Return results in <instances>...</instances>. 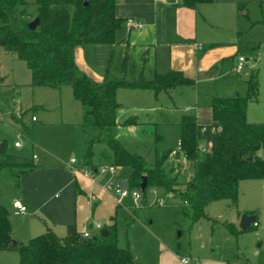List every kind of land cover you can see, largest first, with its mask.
Here are the masks:
<instances>
[{"label":"crops","instance_id":"0c3cea01","mask_svg":"<svg viewBox=\"0 0 264 264\" xmlns=\"http://www.w3.org/2000/svg\"><path fill=\"white\" fill-rule=\"evenodd\" d=\"M241 1L243 0H214L212 3H202L196 9H192L182 6L181 0H117L115 16L124 19L122 28L117 32V43L76 46L75 64L91 79L99 82L104 80L109 62H111V73L114 76L118 78L124 76L130 81H138L141 76L153 79L155 74H168L170 71L180 72L183 76L194 81L192 85H180L167 91H161L159 94L140 88L117 90L119 107L116 126L112 131L117 140L123 144L120 137L129 131L149 133L154 131L155 141L151 150L153 155L157 151L166 152L177 149L181 140L180 122L183 116L193 115L200 125L211 124L213 121L212 102L215 98H233L236 95L241 96L240 93L243 91L247 93L246 80L248 78L241 80L236 76L237 73H242V71H236L238 39L236 37L224 39L219 32L225 25L223 20L225 14L229 15L228 12H223V7H227L234 14L236 5L240 11L245 9V5ZM217 10L221 12L222 20L219 19V14L215 13ZM229 17L231 18L230 15ZM133 24L138 25L133 27ZM246 59L245 67L251 60L250 58ZM115 63L119 65L117 72L113 69ZM134 63L136 65L135 78H131L129 76L132 74ZM0 77L4 81L1 92L3 95L0 100L1 115L3 111L10 110L12 119L16 122L15 117L18 118L25 111H29L23 120L27 129L21 130L19 124L17 122L16 124L21 135L28 138L31 152L26 156L14 155L9 151L4 140H1L0 143L5 144L7 154L34 162V167L31 170H0V193H3L0 194V204L9 210L14 241L17 244L19 242L27 243L35 236L46 233L50 229L58 236L65 237L68 226L72 225L80 235L88 232L92 236L100 234L103 229L107 230L108 227L116 226V216L121 210L119 207L124 206V210L127 211L131 206L123 202L126 196L118 199L115 193L108 191L105 186L111 181L127 182L131 171L127 167H119L115 178L108 173L97 171L100 166H107L99 163L95 157L98 146L106 145L105 143H96L93 147L92 166L94 168L86 165L85 152L88 140L97 135L99 130L96 127L83 126V110L80 102L78 100L71 102L68 92H65L66 96L62 99V89H65L66 86L59 89L46 87L56 92L51 93L54 99L57 95L61 97L59 104H56V111L60 112L58 122H50L47 106L45 107L43 103L37 101H33L25 110L19 107L16 113L12 111L11 103L15 104L18 99L15 100L13 97L14 90L8 89L9 83L5 75L0 74ZM176 91L187 96L188 101L183 105L164 107L161 114L147 120L132 116L130 118L135 120L133 125H123L124 122L120 120L119 115L126 112L127 105L141 107L142 113H144L151 110L150 106L170 100L173 102ZM259 102L257 98L256 101L250 103ZM250 109L249 107L247 118ZM38 110L43 111L44 124L42 127L45 129L44 132L42 131L45 137L40 141L37 139V134L38 141L35 140L34 134L41 133L40 129L42 128L35 129L33 124L29 123L30 116L32 123L39 121ZM33 116L36 117V121L32 120ZM54 125L59 126L58 130H47ZM49 132L64 136L62 145L65 142H70L71 145L68 146L70 153L62 156L56 151L53 143L49 141ZM173 132L177 133V146L165 149L162 146L166 141L165 137L167 138L168 134ZM16 141L14 142L15 148L24 147L21 142L20 146H16ZM55 143L56 146L59 145L58 142ZM108 150V154L111 156L110 165H113L112 152L109 147ZM75 154L79 159L75 157ZM137 154L139 153L137 152ZM146 157L149 160V157ZM72 159L77 160L75 173L71 172L69 166ZM84 171H91L94 176L90 177ZM256 181L262 184L255 186L251 190L252 194L256 200H261L264 203V180ZM128 191L131 190L128 188ZM158 191L165 195L162 188L156 189V193ZM18 200L27 206L26 212H19L12 206L13 202ZM145 202H142V205L147 206V198ZM138 204L136 202V205ZM256 206L259 205L241 203L235 219H231V221L227 219L218 225L223 228L221 230L217 229L220 227H216L218 231H215V225L212 224V232L209 233L208 240L202 242L200 248L189 245L188 251L182 250L179 248L181 247L180 243L174 244L162 233L161 236L153 235L145 228L149 234L150 242L145 248L143 257L140 256L141 251L138 254L132 246L128 245L127 247L132 250L137 264H140V260L143 261V264H183L180 260L182 257L196 259L199 264H264V256L259 253L257 258L251 260L239 244L240 236L247 233L248 230L236 235L233 230L227 227L228 224L234 230L243 231L239 224L242 214L256 215L257 226H254L255 222L252 224L254 228H260L258 237L263 247L264 209L263 207L259 209ZM203 219L210 220L208 216ZM200 220L196 222L192 220L193 225ZM215 222L217 221L214 220L213 223ZM98 224L101 227H98ZM216 232L218 233L216 234Z\"/></svg>","mask_w":264,"mask_h":264},{"label":"trees","instance_id":"16d2710c","mask_svg":"<svg viewBox=\"0 0 264 264\" xmlns=\"http://www.w3.org/2000/svg\"><path fill=\"white\" fill-rule=\"evenodd\" d=\"M213 1L181 0V5L196 9L199 4ZM116 2L0 0V48L15 53L27 65L33 87L72 88L83 110V126L99 130L88 140L86 165L94 168L93 147L96 143H105L111 149L113 165L130 169L129 190L141 191L143 177L147 178L148 187L142 191V202L146 203L149 189L162 188L167 198L183 202L185 214V209L192 210L193 222L207 217L204 207L209 202L228 199L236 206L240 181L264 180V123L247 121L248 104L257 100L260 91L258 74L254 71L246 80L245 97L236 95L213 100L211 124L200 125L193 115L183 116L178 148L157 151L155 161L150 163L146 156L128 151L113 135L119 107L117 90L140 88L159 94L180 85H192L194 81L177 71L155 74L153 79L141 76L138 81H130L124 76H114L109 62L104 80L99 82L75 64L76 46L117 43V32L124 19L115 16ZM36 18L40 23L31 29L29 24ZM3 83L0 77V100ZM28 113L25 111L14 118L21 130L27 129L23 120ZM133 124L135 120L130 118L123 125ZM203 146L206 150L201 151ZM172 157L190 162L193 175L189 181L182 174L180 161L172 164ZM33 167L34 162L29 159L9 155L6 151L0 153V170H31ZM227 227L236 235L244 232L228 224ZM253 227L252 224L247 230ZM107 231L108 236L98 233L85 237L72 225L68 226L65 237L50 229L27 243L13 245L9 210L0 204V251L17 250L19 264H137L132 250L118 245L116 226L108 227Z\"/></svg>","mask_w":264,"mask_h":264},{"label":"rangeland","instance_id":"374dc122","mask_svg":"<svg viewBox=\"0 0 264 264\" xmlns=\"http://www.w3.org/2000/svg\"><path fill=\"white\" fill-rule=\"evenodd\" d=\"M241 3H244L245 9L240 11L236 5L234 14L229 11L227 7H223V12H228L231 18L228 14H225L226 21L223 19L225 25L219 32L224 39L230 37H236L238 39V53L236 58L243 56L251 59L248 61V64L242 73H237L236 76L238 79L245 80L254 71L258 74L260 91L257 98L260 102L255 104L249 102L248 109L249 107L251 109L247 121L264 123V0H243ZM215 13H218L219 19L222 20V18H220L221 12L217 10ZM117 63L113 65V69L116 72L119 67ZM135 69L136 65L134 63L132 74L129 77L135 78ZM0 74L5 75L6 80L9 83L8 89H13V97H15V100L18 99V102L15 104L11 103V106H13L11 108L12 111L17 113L19 107L25 110L33 101H37L43 103L45 107L47 106L50 122H58L60 119V112L56 111V104H59L61 97L56 94L57 96L54 99L51 93L56 92H53V90L33 87L31 85V72L27 65L19 60L15 53H9L2 48H0ZM64 88L65 89H62L63 91L61 93L62 99L66 96L65 92H68L67 94L70 95L71 102H75L71 87L66 86ZM240 94L242 97H245L247 93L243 91V93ZM173 99V102L172 100L167 102L160 101L161 103H158L155 106H150L151 110L145 111L144 113H142L141 107L127 105V107H125L127 109L126 112H122V114L119 115L120 120L125 122L127 118L132 116H136L141 120H147L148 118H153L161 114L164 107H169L171 105L172 107L175 105L180 106L188 101L187 96L182 95L179 91H176ZM11 113L10 110L2 112L3 120L0 122V141L4 140L8 145L9 151L14 155L20 154V156H26L27 153L29 154L31 152V144L26 136L19 134L20 132L17 129V124L13 121ZM37 116L39 117L38 122L32 123L30 121V116L29 123L33 124L35 129L37 127L43 129H40L41 133L34 134L35 140L38 139L40 141L45 137L43 134L45 129L42 127L44 124L42 120L43 111L38 110ZM58 128L59 126L54 125L51 129L47 128V130L56 131ZM176 134L177 133L173 132L168 134L167 138L165 137L166 141L162 145L165 149H171L172 147L177 146ZM48 137L49 141L53 143L54 149L62 156L63 154L67 155L70 153L68 146H70L71 143L65 142L62 145V142H64L63 139L65 138L64 136H61L60 134L57 135V133H50V135L48 134ZM120 139L123 140V144L128 151L132 153L138 152L139 154L148 156L149 161L152 163L155 161V155L151 152L155 141L154 131H152V133L129 131L121 135ZM16 140L23 143L24 147L21 149L15 148L14 142ZM55 142H58L59 145L56 146L57 144ZM35 151L38 154V150L36 149ZM108 152L109 150L106 145L98 146L95 151L96 160L99 163L109 166L111 156H109ZM259 154H262V152H259ZM75 157L79 159L76 154ZM178 162L180 163V167H182V174L184 173L187 181H189L193 175L190 162H186L183 159L176 160V157H172V164ZM125 171L127 172V169ZM256 180L257 179L240 181L238 203L236 206H234L228 199H220V201H212L206 204L204 207V213L210 220L203 219L194 225L192 222V210L185 209L186 214L188 215L186 216L184 205L181 200L170 196L167 198L165 195H162V193H159V191L154 194L153 189H149L146 195L148 205H142V199L139 201V204L136 205L133 192L127 191L126 198L123 199V202H125V204H130V210L128 209L126 211L124 210V206H121L119 207L121 210H119V213H117L116 216V229L119 237V245L123 248L130 245L136 250V253L140 254L141 251L140 256L143 257V254L146 251L145 248L150 242L149 234L145 231V229H147L153 235L161 236L162 233L167 239L172 240L174 244L180 243L181 247L179 248H182V250L188 251L190 248L189 245L200 248L202 242L208 240L209 233L212 232V224L215 225V231H218L217 229H223L218 225H221L227 219L228 221L235 219L241 203L245 205H259L256 207L259 209H261L260 207H263L264 209L263 201L256 200L251 191L255 186H261L262 184L257 183ZM0 194L2 195L3 193ZM158 197H163L166 201V205H156L155 200ZM213 219L217 222L213 223ZM216 227L220 228L216 229ZM259 229L260 228L253 227L250 231L239 238V244L251 260L257 258V254L259 253L261 256H264V246L262 247L261 240L258 237ZM217 233L218 232H216V234ZM19 261L20 255L17 250L0 251V264H19ZM140 264H143L142 260H140Z\"/></svg>","mask_w":264,"mask_h":264},{"label":"built area","instance_id":"2783aa9c","mask_svg":"<svg viewBox=\"0 0 264 264\" xmlns=\"http://www.w3.org/2000/svg\"><path fill=\"white\" fill-rule=\"evenodd\" d=\"M137 25L138 24H133V27H137ZM246 63H247L246 58H244L243 56L238 57V64L236 66V71L237 72L243 71ZM2 120H3V118H2V115L0 113V122ZM32 120L36 121V117L33 116ZM19 134L21 135V133H19ZM20 145H21L20 141H16V146H20ZM204 150H206V148L203 146L201 148V151H204ZM76 164H77V160L72 159L70 162V165H69L72 173H75L77 171L76 167H75ZM118 169H119V167H117L115 165H110V166H100L97 169V171H99L101 173H108V174L112 175L113 178H115V176L118 172ZM84 172L86 175H89L90 177L94 176L93 172H89V171H84ZM105 187L108 191H110V192L113 191L115 193V195L118 197V199L123 198L124 196L127 195L128 188L126 190H124L122 187L119 186V184L116 181L109 182ZM132 192H133V197H134L135 202L139 203V201L142 199V192L140 190H135ZM153 192L155 194L156 189H153ZM155 204L160 205V206H164V205H166V201L163 198L158 197L155 200ZM12 206H14V208L17 209V211H19V212L24 213L27 211V206L24 205L20 200L14 201ZM254 226H257L256 222L254 223ZM98 227H101V225L98 224ZM82 235H84L85 237H91L92 236L88 232H84ZM180 260H181V263H183V264H199L196 259H193L190 257H182Z\"/></svg>","mask_w":264,"mask_h":264},{"label":"water","instance_id":"95a60500","mask_svg":"<svg viewBox=\"0 0 264 264\" xmlns=\"http://www.w3.org/2000/svg\"><path fill=\"white\" fill-rule=\"evenodd\" d=\"M40 23V19L36 18L35 20H33L32 22H30L29 27L31 29H35L37 28V26ZM5 151V144L0 143V153ZM251 160V157H250ZM120 187H122L124 190L127 189V182H123V183H118ZM147 178L143 177L142 183H141V191H145L147 188ZM256 215H249L246 213L242 214L241 217V221H240V229L243 231H247V229L252 225L253 222L256 221ZM100 234H102L103 236H108V231L106 229H103ZM17 242L14 241L13 245H16Z\"/></svg>","mask_w":264,"mask_h":264}]
</instances>
